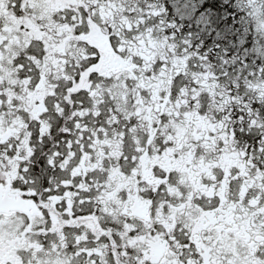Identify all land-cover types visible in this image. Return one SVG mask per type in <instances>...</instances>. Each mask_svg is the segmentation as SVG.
Listing matches in <instances>:
<instances>
[{"label":"snow or ice","instance_id":"1","mask_svg":"<svg viewBox=\"0 0 264 264\" xmlns=\"http://www.w3.org/2000/svg\"><path fill=\"white\" fill-rule=\"evenodd\" d=\"M0 264H264V0H0Z\"/></svg>","mask_w":264,"mask_h":264}]
</instances>
